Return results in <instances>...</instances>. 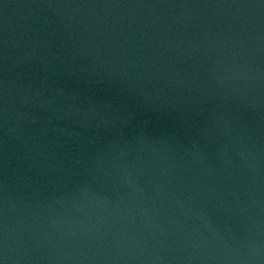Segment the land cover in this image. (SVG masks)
I'll use <instances>...</instances> for the list:
<instances>
[{
  "label": "water",
  "instance_id": "1",
  "mask_svg": "<svg viewBox=\"0 0 264 264\" xmlns=\"http://www.w3.org/2000/svg\"><path fill=\"white\" fill-rule=\"evenodd\" d=\"M0 264H264V0H0Z\"/></svg>",
  "mask_w": 264,
  "mask_h": 264
}]
</instances>
